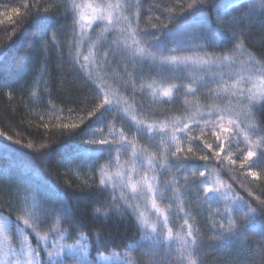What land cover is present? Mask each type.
<instances>
[{
    "label": "trees",
    "instance_id": "16d2710c",
    "mask_svg": "<svg viewBox=\"0 0 264 264\" xmlns=\"http://www.w3.org/2000/svg\"><path fill=\"white\" fill-rule=\"evenodd\" d=\"M72 3V0H0L1 5L17 8L7 17L0 18V48L3 49V56H0V213L12 220V240L17 238L16 218L24 215L27 206V210L40 216L36 229L39 236L55 235L66 244L79 241L81 236L87 237L88 257L93 264H104L99 261L98 253L105 256L118 253L123 256V261L111 264H128L129 261L132 264H154L155 259H162L163 264H180L181 260L187 264V253L181 255L180 242L175 239L178 232H187V220L197 241L192 254L197 264H264V216H258L257 221L249 225L242 236L228 239L225 247H214L212 238L217 235L219 224L228 227V220L223 215L225 205L223 199L217 202L214 199L205 200V195L199 190V183H194L192 178L193 173L197 175L199 169L207 165L225 189L230 185L252 207L258 204L256 197L264 200V158H260L259 154L256 157L259 167L254 178L231 168L225 161L220 164L214 156V149L206 148V145L214 143L213 131L203 129V123L194 122L200 117L198 112L225 107L238 100L223 92V88L235 84L239 89L236 83L240 79L236 83L234 80L246 74L248 68H253L252 78L259 76L254 67L258 62L264 63V0H241L239 6L229 8V14L239 15L243 12L246 17L236 26L227 17L219 21L216 19V6L223 9L232 0H216L213 10L208 12L211 28L216 30L213 32L202 29L199 13L181 15V10L187 9L191 0H128L125 5L131 4V7L123 9L122 15L129 17L130 27L123 23V31H120L115 26L106 28L99 23L91 29L86 45L82 47L71 46L79 41V28L73 30L72 27L73 16L65 15V8H70ZM45 9L49 11L45 12ZM152 25L157 27L153 28ZM164 25L175 30L172 36L164 30ZM100 29L103 33H100ZM131 32L138 34L136 39L141 44L160 37L162 47L151 48L157 56L220 58L238 54L241 48L250 55L251 60L240 57L236 62L220 63L223 64L220 68L217 67L220 64L213 63L211 66L194 64L179 67L174 72L170 67L162 70L158 63L150 65L142 57L131 55L135 47ZM233 32L237 35L236 40L231 38ZM22 33L25 34L23 39ZM43 39L48 43L45 60L41 48ZM113 41L116 43L113 44ZM125 41L130 48L125 49ZM89 45L93 49V64L98 74V77L92 74L91 79L88 78L90 70L83 57ZM117 45L120 52L114 56L112 53L116 52ZM177 47H181L182 51H168ZM77 52L79 62L85 65L83 71L73 61ZM106 52L107 63L103 59ZM44 62L48 69L49 99L55 106L79 117L75 129L39 121L20 100L22 83ZM97 62L99 68L96 67ZM214 73L215 80L211 79ZM220 73H223L222 78ZM148 84L161 90L170 84L183 87L174 91L173 97L169 99L153 97L147 88ZM244 85L248 84L245 82ZM105 87L114 90L118 99L127 101L125 104L133 109L135 121H129L127 115H120L118 106L101 110L102 116L100 112L89 116V112H93L104 99L98 93L103 92ZM209 89H215L216 93L210 95ZM252 117L258 128H264V108L254 106ZM117 118L135 129L137 142L134 145L138 153L156 157V172L145 167L137 179L145 172L150 180L153 176L157 177L153 184L158 190L148 196L150 201L155 199L162 217H169L166 230L168 232L171 229L173 234L172 240L164 241L160 246L153 243L155 235L145 231L142 224L138 227V216L125 214L123 219H118L115 210L102 202V199H110V195L120 196L116 187L115 193L101 194L98 191L99 175L94 182L81 183L70 172V165L82 156L80 153L85 148L97 149L99 152V172L110 169L112 163H127L124 156L117 153L115 146L101 149L100 146L91 147L85 143L92 126ZM140 121L145 125H166L164 141L171 138L175 131L176 140L168 142L166 147L175 151L178 144L183 149L178 155L188 157V164L182 169L172 165L170 171L162 170L159 164L162 163L165 148L160 149L152 142L155 138L161 141V136L150 137L148 133L138 131ZM185 124L188 125L187 131L184 129ZM190 144L203 147L202 156H208L209 159L200 160L188 153ZM197 154L201 155V151ZM166 155L172 159L171 152ZM173 181L180 195L179 202L172 191ZM112 187L111 181L108 188ZM159 189H165L163 197ZM125 197L129 203L139 205V209L146 203L145 200L136 201ZM117 203L123 204L124 201L118 200ZM180 207H183V212H180ZM96 208L100 209L101 214L109 213V217L94 214ZM218 209L219 215L216 214ZM69 210L71 215L67 214ZM233 215L240 221L244 214L239 212ZM95 234H99L101 242H107L106 247H97ZM25 235L40 255L41 262L47 264V254L39 239L29 233ZM141 236L145 238L139 246L131 247L130 242L135 243ZM201 244L202 247L199 246ZM166 252L168 255L165 256Z\"/></svg>",
    "mask_w": 264,
    "mask_h": 264
},
{
    "label": "snow or ice",
    "instance_id": "6c2138e0",
    "mask_svg": "<svg viewBox=\"0 0 264 264\" xmlns=\"http://www.w3.org/2000/svg\"><path fill=\"white\" fill-rule=\"evenodd\" d=\"M241 0H232V3H230L227 7L221 9L219 5L216 6V19L219 21L222 17H227L232 20L233 26H236L240 23L241 20L245 19L243 12H241L239 15L236 14H229L228 9L232 7H236L240 5ZM216 4V0H191V3L187 5V9L181 10V15H188V14H195L199 13L200 16V26L204 31L213 32L216 31L211 28V23L208 18V12L212 11V6ZM78 5L75 3H72L70 5V8H65V15H72L73 16V30L76 28H79V34L81 37L85 35L86 29L91 28L94 23L100 22L103 24H106L108 26H111L113 24H119L121 22L128 24L130 27V19L128 16H124L121 13L122 9H126L131 7V4L123 5L120 3L112 4V3H106V4H97L95 7H92L91 5H88V7L91 8L92 14L91 15H85L83 12H77ZM262 10H264V5H262ZM49 9H45V12H48ZM138 15V14H137ZM171 22V17H170ZM153 28H156L157 25H152ZM180 27L179 25L177 26ZM164 30L168 31L169 36H172L174 34V29L168 28L167 25L163 26ZM107 31V29H105ZM123 31V29H121ZM45 34H47V26H45ZM217 34H220L217 32ZM130 35L133 38V45L135 46L132 48L131 55L135 57H142L144 62L151 64H157L161 67L163 70L164 68L170 67L172 71L174 72L175 69L179 67H189L194 64H200V65H206L211 66L213 61L210 60H203L201 58L193 59V57L190 56H180V55H159L151 50L153 46L157 48H161L163 45V42L161 41L160 37H154L153 42L144 41L143 44H141V41L136 39V36L138 35L136 32H131ZM25 37V34L22 33L21 39ZM231 38L233 40H236L237 35L235 32L231 33ZM80 41L77 42L75 45L78 47ZM116 42L113 41V44ZM149 45V46H144ZM125 49L130 48L125 41L124 43ZM168 50V49H164ZM171 52H180L182 51L181 47L173 48L171 50H168ZM120 52L119 45L116 46V52L112 53L114 56ZM123 54V53H121ZM0 56H3V49L0 48ZM107 56L108 53L106 52L104 54V62L107 63ZM223 62H228L231 60L229 56H223L222 58ZM89 57L85 56L84 61H88ZM74 63L78 67L79 70L83 71L85 68V65L83 63L79 62V52H77V55L75 58H73ZM96 67L99 68L100 64L99 62L96 63ZM218 68L223 67V64L217 65ZM256 71L259 72V76L257 78V82L259 87L254 89H247V95H245L244 89H237L235 85L231 87H224L223 92L230 94L232 96H235L238 98V102L244 104L245 111L248 114H251L252 107L259 106L264 108V63H257ZM238 75V74H237ZM221 78L223 77V73H220ZM92 72H88V78L91 79ZM178 78V77H175ZM216 74L214 73L211 79L215 80ZM243 80L244 78H240ZM249 80L251 78H248ZM95 83V81H93ZM101 87V86H97ZM183 87V85H177V84H170L167 87H164L162 90L154 87L153 84H148L147 88L151 90V94L153 97L160 96L163 98H169L171 99L173 97L174 91H179V89ZM190 91H195L193 89H189ZM216 93L215 89H209V94ZM99 95H103L104 99L97 105L96 109H94L93 112H89V116L94 115L95 112H100L101 116L103 115V112L101 110L116 107L119 104V99L117 100H111L108 99V96L106 93L100 92ZM259 98V99H258ZM247 101V103H244ZM127 103V101H125ZM225 109L215 108L210 110L207 113L208 119L204 120L203 123V129H207L209 131H213V134L216 137L217 140V147L221 150H225V146L222 142H220V133L228 134L227 139L229 141V145L231 144V141L233 137H240L243 136L244 142L247 144L248 150L246 154L244 155V160L249 161L253 158H256L259 154L260 158H264V128H258L255 124H253L248 130L242 129L239 127L238 124H236L233 120L228 119L227 124L231 125V127H225ZM197 115H200L201 118H203L202 113H197ZM133 121L136 120V117H132ZM194 126H199L198 124H194ZM65 128H73L75 129L78 127L77 125H64ZM167 126L166 125H145L143 121H140L137 130L146 132L149 134L150 137H154L156 135L161 136V146H164V133L166 131ZM173 128H175V125H173ZM219 129V131H215V129ZM185 131L188 130V125H184ZM202 129V130H203ZM251 135H256L258 138L255 141L251 140ZM190 140H194L196 138L193 137H186ZM10 139V138H9ZM176 140V133L173 131V134L171 138H169V143ZM86 144L90 145H97L100 146V148H111L116 147L117 153H119L121 150L131 149L132 150V157L130 165H128V172L125 173L124 166L119 165L118 167L121 168L120 171H118L115 176L107 174L106 170L102 169V175L99 182L98 191L103 194L104 192H110L115 193L116 188L113 186L111 189L108 188V184L113 180H118L120 182V186L122 189L124 188H130L131 194L133 196H136L137 194H152L154 195L155 192L158 190L157 187H154L153 181L157 179L156 176H153L151 180L147 176L146 172L141 175V178L139 180H134V175H140L141 172H143L144 168L147 167L151 169L153 172H156V165L157 160L155 156H148L145 158L138 153V149L134 144H132L130 141H128L124 136L123 133H120V139L116 140L115 138L113 140L108 139H100V140H88L85 142ZM29 147H32L31 144L28 145ZM207 148H212V145H206ZM253 148L257 149L258 151H254ZM97 149H91V148H85L82 150V155L85 156V159L91 158ZM192 149L189 148L188 152L191 153ZM167 152H171L172 159H169V157L166 155ZM183 152V149L177 144L175 147V151H172L170 148L165 147L164 153H162V163L159 164V167L164 171H170L171 166L174 165L177 169H182L188 164V157H181L178 155V153ZM216 160L220 164L224 163V160L221 159L220 152H216L214 154ZM200 160L207 161L209 159L208 156H202L199 157ZM118 161V156H117ZM254 162V161H253ZM231 164H235V159H232L230 161ZM207 167V165H205ZM250 175L253 177L257 176L256 172H250ZM193 182L204 184V181L207 180L208 176L205 171L199 172V178L197 179L196 173L192 174ZM175 182L173 181L172 184V191L173 194L176 197V201H180V195L177 192L175 186ZM166 188L168 185L165 186ZM224 188L225 186L222 184H217V186L214 188L210 183L204 184L202 188L199 190L205 194V200L208 199H214L215 197L212 195L215 193L217 196L223 197L224 202V209H223V215L228 220V227L225 228L224 224H219L217 235L212 238L213 240V246L223 248L226 246L225 242L233 237L236 236H242V233L244 230L248 228L249 225L255 223L257 221L258 216H264V200H261L260 197H256V200L258 201V204L256 207H252V204L249 201H246L243 197L239 196L234 189L231 188V186H227V191L231 193V195L224 194ZM161 197L164 196L165 189H159ZM249 195H251V192H249ZM102 199V197H101ZM121 200L124 201L123 204H118L117 201ZM103 203L109 204V207L114 209L118 219H123L125 214H130L133 217L139 216V223L140 224L147 225L148 221L145 218V213L142 211H139V205H134L132 203H129L127 201V198L121 194L120 196L116 195H110V199L104 200L102 199ZM151 207L153 210L157 212V215L159 216L161 214V210L157 207L155 199L151 200ZM180 212H183V207H180ZM242 212L243 218L240 221H237L233 213H239ZM68 215H71L70 210L67 213ZM94 214H101L100 209L96 208L94 209ZM216 214H220V210H217ZM105 218L109 217V213L105 212L102 213ZM164 224L166 225L168 223L169 217L167 215H164L163 217ZM40 216L36 214L34 211L27 210V206H25L24 215L19 216L16 218L15 225L17 231H19L22 235L25 233H29L33 236H36L37 239H39V234L37 233L36 229L39 226ZM8 222V218H3L2 221H0V228L4 227V225ZM21 222L23 227H21ZM185 225H187V232L186 233H180L178 232L176 234L175 239H177L180 242L181 245V255L183 256L184 253H187V264H197V260L192 258L193 249L197 247V241L196 238L193 236V230L192 226L188 224V221L185 220ZM153 232L156 231V224L150 225ZM57 232H59V228L56 229ZM63 234L61 233V238ZM96 236V242L97 247H106L107 242H101V239L99 237V234H95ZM48 237L45 236L44 239H47ZM145 237L141 236L139 240H137L135 243L130 242L131 247H137L139 246V243L144 239ZM25 239H27V236H25ZM87 239L85 236H81L80 240ZM173 239L172 230L169 229L167 232V235L164 236L162 232L157 233L155 237H153V243L156 246H160L161 243L164 241H170ZM202 247L203 245H199ZM67 248L69 253H73L74 255L69 257L70 259H74L76 261V264H93L91 260L88 258V247L85 244L77 243L74 245H61L58 242L56 243V251L55 252H49L48 257H57L60 258L55 262H52V264H65L64 259L62 258L64 255V248ZM27 254L29 259L24 262V264H31V257L34 255H38V252H36L32 248L27 249ZM99 256H103L102 253H98ZM113 255H119L118 253H113ZM168 255V253H165V256ZM104 259H110V257L103 256ZM15 264H21V261L17 260ZM37 264H43L41 261H37ZM128 264H132L131 261L128 262ZM154 264H163L162 259H155ZM180 264H184V261L181 260Z\"/></svg>",
    "mask_w": 264,
    "mask_h": 264
},
{
    "label": "rangeland",
    "instance_id": "374dc122",
    "mask_svg": "<svg viewBox=\"0 0 264 264\" xmlns=\"http://www.w3.org/2000/svg\"><path fill=\"white\" fill-rule=\"evenodd\" d=\"M73 3L78 5L77 12H83L85 15H91L92 11L91 8L88 7V5H91L92 7H95L97 4H106V3H120L125 5L128 0H72ZM15 6L11 5H1L0 4V18H5L14 11H16ZM123 9L121 10L122 13ZM123 14V13H122ZM100 22H96L93 24L91 28L86 29L85 35L83 37L79 34V46L82 47L83 45H86V40L89 38V34L91 29L99 24ZM103 24V23H102ZM106 28H112L117 27L118 30L121 31L123 29V22L119 24H113L111 26H108L104 24ZM104 28V29H106ZM100 33H103L102 29H100ZM87 47V46H86ZM41 48L43 55L45 56L44 60L47 59V49H48V43L43 39L41 41ZM88 56L89 60L86 61V65L88 66L89 70L94 74V77H98V74L96 72V69L93 64V49L92 46L89 45V48H85V53L83 54V57ZM231 60L228 61L236 62L240 57H243V59L251 60V57L248 53L241 50V48L238 50V54H232L228 55ZM193 57V59L201 58L203 60H210L213 61V63H224L222 61V57H200V56H190ZM238 58V59H237ZM240 61V60H239ZM212 63V64H213ZM256 67H254V70ZM47 67L45 65V62L38 68L34 73H32L30 76H28L25 79V82L22 83V90H21V96L20 100H22L28 107L29 111L41 122L47 123V124H60V125H69V124H75L79 121V117L72 115L68 112H66L63 108L55 106L53 103H51L49 99V79H48V71ZM252 71L253 68H248L246 74L244 73L242 76L236 78L234 82L236 83L237 80L240 78H244L243 80H239L238 83H236V86H238L239 89L245 90V95H247V89H256L259 87L257 78L258 76L252 78ZM258 72V71H257ZM259 73V72H258ZM248 78H251L250 80ZM248 81H244V80ZM247 83L248 85H244V83ZM102 83V82H101ZM235 85V84H233ZM104 93L107 94L108 99L111 100H117L118 96L117 93L108 88L105 87L103 90ZM259 99V98H258ZM244 103H247L245 101ZM118 107L121 110L120 115H127L126 117L129 119V121H132V117H134V111L131 107H129L125 102L121 99H119ZM253 108V107H252ZM220 109H225V127H231V125L227 124V120L231 119L236 124L239 125L240 128L248 130L254 123L252 112L251 114H248L245 111L244 104L238 102V100H235L233 104L227 105L225 107H220ZM207 113L203 112V118L201 116L198 119H195V123H204V120L208 119ZM136 124V123H135ZM137 126V125H136ZM134 128L130 127L129 124L125 121L122 122L120 119H115L111 122H103L95 124L89 129L88 132V140H100V139H108L113 140L114 138L116 140L120 139V133H123V136L130 141L132 144H135L137 142V136L134 132ZM215 131H219V129H215ZM228 134L220 133V142H222L225 146V150L221 151L217 147V140L216 137L214 139V143L211 144L212 148L214 149V154L216 152H220V156L223 157L224 161L228 166L231 168L241 171L243 174L248 175L252 178L253 176L250 175V172H258V163L256 158H253L252 160L245 161L244 155L246 154L248 147L247 144L244 142L243 136L240 137H233L231 144L229 145V141L227 139ZM251 140L255 141L258 137L256 135H251ZM166 141V142H165ZM164 141V146H161V141L157 138L153 139V144L157 145L158 148L164 149L169 142V138ZM90 145V144H89ZM91 147H99L97 145H90ZM191 148L192 151L190 154H192L194 157H202V152H204L203 147L196 146L190 144L188 149ZM207 148V147H206ZM110 149V148H109ZM187 149V151H188ZM255 148H253L254 150ZM201 151V155H198L197 153ZM121 155L124 156L125 160H127V163H120L119 165L124 166V171L127 174L128 172V165H130L131 157L130 154H132L131 149L121 150ZM189 153V152H188ZM149 155L143 156L146 158ZM232 159H235V164H231L230 161ZM99 161L100 156L99 152L95 151V154L89 158L85 159V156L82 155L79 157L75 162H73L70 165V172L71 174L81 183H88L89 181H95L97 179V176L101 177L102 173L99 172ZM254 161V162H253ZM107 174L115 176V174L121 170L120 167H118V163L111 164L110 169H105ZM205 171L207 173V180L204 181V184L210 183L214 188L217 186V184H222L213 174L211 173V169L208 167L199 169L197 173V178H199V172ZM138 175H134V180L137 179ZM257 177V176H256ZM113 186L117 188L118 194H123L124 196H129L132 200L136 201H146L143 207L139 209V211H142L145 213V218L148 221L147 225L142 224L145 231L149 232L150 234H153L156 236L157 233L162 232L163 235H167L166 225L164 224V220L162 217V214L159 216L157 215V212L152 209L151 207V201L150 197L145 194H137L136 196H133L131 194L130 188H124L122 189L120 186V182L118 180H113ZM204 184H199L200 188L204 186ZM201 192V191H200ZM203 193V192H202ZM204 194V193H203ZM224 194L231 195L227 189L224 188ZM205 195V194H204ZM215 198V202L221 201L223 199L222 196H217L215 193L212 194ZM18 197V196H17ZM22 198V197H21ZM7 216L0 213V221L3 220ZM139 217V216H138ZM8 218V222L4 225V227L0 228V264H15L17 260L21 261V264H24L25 261L29 259L27 254L28 248H33L31 243L29 242L28 238L25 239V234H21L19 231H17V238L15 240H12L11 234H10V228L12 225V220ZM140 219V218H139ZM156 224V231L153 232L150 225ZM17 230V229H16ZM165 233V234H164ZM47 236V239H44V237ZM39 241L41 245L44 247L45 252L47 254V264H52V262L57 261L60 258L52 257L51 261L48 257L49 252H55L56 251V243L58 242L61 245H74L77 243H82L87 245L88 251H89V244L84 240H79L73 244H66L61 242L58 237H55V235H40ZM73 253H69L67 248H64V255L63 259L65 261V264H76V261L74 259H70L69 257L73 256ZM105 256V255H103ZM103 256H99V261L104 264H111L113 262L123 261L124 258L122 255H110L107 257H110V259H104ZM68 258L67 260H65ZM89 258V257H88ZM37 261H41L40 255H34L31 257V264H37Z\"/></svg>",
    "mask_w": 264,
    "mask_h": 264
}]
</instances>
